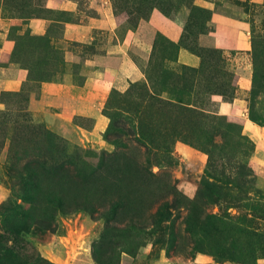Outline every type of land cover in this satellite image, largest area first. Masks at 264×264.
Masks as SVG:
<instances>
[{
  "label": "rangeland",
  "instance_id": "rangeland-1",
  "mask_svg": "<svg viewBox=\"0 0 264 264\" xmlns=\"http://www.w3.org/2000/svg\"><path fill=\"white\" fill-rule=\"evenodd\" d=\"M46 2L0 5L9 16H49ZM110 2L116 33L98 30L94 41L55 48L49 35L27 30L11 57L32 70L22 91L2 94L0 264L202 255L213 264H264V7L250 55L234 51L240 63L225 70L213 49L201 68L178 61L181 46L201 50L199 36L211 29V11L194 0ZM239 3L221 8L237 14ZM118 37L130 40L126 61L110 51ZM88 58L120 69L102 91L104 130L92 116L67 121L33 109L42 82L59 70L83 82ZM171 90L184 102L169 100ZM215 94L242 96L247 115L219 113Z\"/></svg>",
  "mask_w": 264,
  "mask_h": 264
},
{
  "label": "crops",
  "instance_id": "crops-1",
  "mask_svg": "<svg viewBox=\"0 0 264 264\" xmlns=\"http://www.w3.org/2000/svg\"><path fill=\"white\" fill-rule=\"evenodd\" d=\"M194 1L211 11L209 21L211 29L200 34L199 45L222 51V66L228 70L233 69L240 63H235L237 56L233 54L234 51L250 55L253 49V24L258 20L257 15L264 7V0H236L240 2L239 4H244L237 14L221 8L226 0ZM46 8L49 10V16L23 17L6 15L3 5H0V109L7 107V103L2 99L3 92L22 91L31 73L30 65L21 66V62L11 58L27 30L34 35H49L50 44L59 48L62 47V41L67 43L94 41L98 30L116 33L121 25L110 0H47ZM177 26L178 23L175 22L174 28ZM118 39L116 48L110 51L119 52L126 61L130 40L120 37ZM69 53V49L64 52L66 67L73 66V62L69 60ZM178 61L201 67L204 59L191 48L181 46L178 51ZM86 64L87 75L84 76L83 82H75L74 73L73 76L65 77L60 70L49 80L43 81L40 96L32 100L33 109L39 112L53 111L56 117L59 116L67 121H72L79 115L92 116L95 117L97 128L104 130L108 119L101 112L102 91L112 88L119 78L120 69L114 66L98 68L96 58H88ZM241 66L247 70L251 68L250 64ZM249 79L246 76L241 77L243 91L247 90ZM214 98L218 101L219 113L247 115L248 105L242 96L229 100L222 94H215ZM85 264L95 263L91 260V262L85 261ZM156 264L213 263L202 255L189 262L161 257Z\"/></svg>",
  "mask_w": 264,
  "mask_h": 264
},
{
  "label": "trees",
  "instance_id": "trees-1",
  "mask_svg": "<svg viewBox=\"0 0 264 264\" xmlns=\"http://www.w3.org/2000/svg\"><path fill=\"white\" fill-rule=\"evenodd\" d=\"M186 47H189V48H191L192 50H194L195 52H197L198 54H200L202 57H203V59H204V61H203V64H204V62L206 61V57H205V50L206 51H209V50H211V49H213V50H218L219 52H220V61H221V59L223 58V53H222V51H220L219 49H216V48H206V47H203L201 50H196L195 48H193V47H191V46H186ZM184 67H188L186 64L184 65ZM202 67V66H201ZM201 67H198V68H201ZM225 70H227V69H225ZM170 94H171V96L169 95V100H177V101H181V102H184V100H182V98L181 97H179L178 96V93H175V92H172V90L170 91ZM188 103H191V104H194V105H196L197 107L198 106H200L199 104H197L196 102H191V101H189Z\"/></svg>",
  "mask_w": 264,
  "mask_h": 264
}]
</instances>
